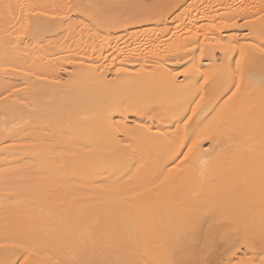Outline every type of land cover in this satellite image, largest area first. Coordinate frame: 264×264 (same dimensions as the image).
<instances>
[{
    "label": "bare ground",
    "instance_id": "6f19581e",
    "mask_svg": "<svg viewBox=\"0 0 264 264\" xmlns=\"http://www.w3.org/2000/svg\"><path fill=\"white\" fill-rule=\"evenodd\" d=\"M0 264H264V0H0Z\"/></svg>",
    "mask_w": 264,
    "mask_h": 264
}]
</instances>
